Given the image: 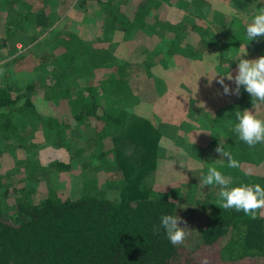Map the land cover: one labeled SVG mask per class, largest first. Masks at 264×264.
<instances>
[{"label":"trees","instance_id":"1","mask_svg":"<svg viewBox=\"0 0 264 264\" xmlns=\"http://www.w3.org/2000/svg\"><path fill=\"white\" fill-rule=\"evenodd\" d=\"M36 1L39 0H10L15 6V17L2 18L7 23L0 20L3 23L0 24V49L5 48V38L10 36V32L16 34L18 30H23L25 22L30 21L31 27L43 29L40 23L45 18L44 7ZM172 1V6L186 12L184 16H189L193 22L195 18L206 17L208 13L210 16L207 17L212 21L219 14V24H224V43L220 39L221 35L212 32L211 26H199V33L191 30L183 35L176 34L178 39L174 38V42L181 40L180 46L172 44L168 47L162 42L158 46L152 44L156 53L166 56L172 53L177 56L183 54L179 55L181 57L192 56V50L187 51V43L183 44L188 36L192 37L195 44L201 36L204 47L221 43L224 49L231 48L233 38L230 22L237 19L240 30L245 31L246 27L241 22L247 25L254 14L264 8V0H249L250 8L245 0H233L248 10L244 17L219 0ZM107 2L109 9L104 11L103 19L106 17L104 20L109 22V27H117L118 30L101 28L99 32L102 36H109L112 31L121 33L122 28L130 29L136 22L138 25L132 28L133 32H124V36L129 41L132 37L135 40H150L144 31L153 25L154 9L162 7L160 0H140L137 5L120 4V1L114 5L109 0ZM84 3L85 0H80L76 4L83 7ZM252 10L254 13H250ZM163 12L167 10L158 11V18L165 27L173 29L171 20ZM219 16L222 17L221 21ZM214 22L218 23L216 20ZM68 35L71 36L70 33ZM169 36L170 42H173L170 33ZM207 36L209 37L206 39ZM33 38L29 45L31 47ZM107 44L110 42L103 44L102 40L96 41V45ZM240 47H237L238 51ZM224 53L218 55L219 69L226 71V74L237 71V56H231L227 60ZM138 56L140 54L131 50L126 59L116 58L100 68L91 66V71L96 73L94 82L84 80L87 82L86 88L81 85L83 92L79 94H71V87L66 89L46 86L40 81L27 84L25 93L13 94L8 82L7 85L0 86V155L11 148L12 142L8 141H12L16 134L10 113L15 110H31L30 114L23 115L22 118L29 123L35 122L32 133L38 130L42 135H47L57 147L63 146V138L68 135L81 137L79 133L82 129L85 140L95 142L98 137L102 139L98 157L103 159L104 151L109 150L112 152V161L117 162V167L124 174L123 181H110L107 190L96 192L83 186L85 190L80 193L85 194L76 198H72L69 193H65L60 199L56 198L59 193L48 192L52 183L48 179L47 182L42 180L45 195L34 201L33 197L22 194L15 201V211L11 214L4 209L6 201L0 199V264H264V209L258 210L257 218L252 219L242 211L225 210L220 205L192 209L178 200L165 197L164 189H161L169 184L155 178L159 164L157 152L163 149L171 152V156H175L176 152L172 155V147L160 148L169 139L164 138L161 133L158 120L153 121L148 115L146 117L131 113L130 108L138 103L141 96L151 102L158 98L154 89L156 81L146 75L143 78L141 76L143 72L146 73L147 64L143 68L138 63H131L138 61ZM43 75H48V70ZM18 100L20 104L17 103ZM208 101H184V109L175 115L182 121L192 110L199 112V109L192 107L205 106ZM195 117L201 120L197 114ZM214 126L217 127L218 122H214ZM212 130L215 132L214 128ZM107 135L109 138L106 139ZM26 136L27 134H19V150L26 153L32 149L35 152L33 147L36 145L32 141L37 135L33 134L29 138ZM105 140L107 142L104 149H101ZM71 158L72 156L63 155V158L53 159L44 167L53 163L56 164L55 169H65L70 167L66 160ZM250 164L251 162H247L245 166L249 167ZM255 170L258 172V169ZM262 177L264 178L263 175ZM155 193L163 194L156 196ZM166 214H176L182 221L188 222L186 226L197 228L198 241L188 244V247L183 244L173 246L163 228L154 234L153 228L159 226L160 217ZM200 217L203 218V225L198 222ZM191 239L189 241L193 240ZM213 248L216 251L208 255Z\"/></svg>","mask_w":264,"mask_h":264},{"label":"rangeland","instance_id":"2","mask_svg":"<svg viewBox=\"0 0 264 264\" xmlns=\"http://www.w3.org/2000/svg\"><path fill=\"white\" fill-rule=\"evenodd\" d=\"M79 1H36L44 7L45 18L43 20H45L40 23L43 29L41 30L38 26L31 27L29 21L24 23V31L18 30L16 34L10 32V36L5 38L7 39L6 46L0 49V86H5L8 82V85L12 86L10 91L13 94L25 93L27 84L40 81L46 86L53 85L66 89L71 87V94H79L83 92L81 85L87 84L84 80L94 82L96 73L91 71V66L95 65L94 67L100 68L116 58L124 57L126 59L127 53L133 50L140 56H138V61H131V63H138L143 68H145L144 64H147V71L143 72L141 76L143 78V75H146L156 81L154 89L158 98L151 102L141 96L138 103L130 108L131 113L146 117L148 115L151 120H158L157 124L160 126L161 133L164 138L169 139L164 141L160 148L172 147V155L176 152L175 156H171V152H166L163 149L157 152L159 164L156 167L155 178L169 184L166 188L161 189H164L165 197L178 200L182 205L192 209L198 206L220 205L219 186H205L201 182V175L206 173L209 166H215L225 176L231 177L230 187L257 183L262 186L264 183V178H261L262 175L264 176V144H258L254 149H250L239 139L233 129L237 123L236 111L243 112L248 109L255 113L259 119L264 120V105L252 106V98L243 86L240 87L238 96L224 94L223 87L217 83V80L223 78L225 84L229 86L230 92L236 85L227 79L228 72L226 74V71H223L224 75H222V69H219L217 65H219L218 55L220 53L225 52L227 60L231 56H237L238 60L244 46L247 50V55L243 56L244 59L253 60L264 56V36L248 41L245 31L240 30L238 22H236L237 19H234L229 25L233 38L231 48L224 49V45L221 43L204 47V41L200 40L201 36L198 37L197 44L191 36H188L184 39L183 44L187 43V51L191 49L192 56L181 57L179 55L183 54L177 56L173 53L166 56L156 53L152 44L157 45L162 42L168 47L172 44L180 46L182 45L181 40L174 42V38L178 39L176 34L183 35L184 32L189 33L191 30L199 33L197 30L199 26L203 28L211 26L212 32L215 31L216 34L221 35L220 39L224 43V24H219V14L215 17L218 23L207 17L210 16V13L206 17L195 18L193 22L189 16H184L186 12L172 6L174 4L172 0L169 1L171 3L167 0H160L162 7L154 9L153 25L151 24L152 26L148 27L149 30L144 31L150 40L142 41L138 38L135 40L132 37L135 41L132 38L129 41L127 36H124V32L132 33V28L138 25L136 22L130 29L129 27L122 28L121 33L112 31L109 36H102L99 32L101 28L118 30L117 27H109V22L104 20L106 17L103 19L104 11L109 9L108 0H85L86 3L83 7L77 6L76 3ZM109 1L112 4L115 3L114 5L119 1L120 4L137 5L140 0ZM219 1L225 2L231 9L237 10L239 14L246 17L248 10L244 5L240 7L233 0ZM245 1L250 8V1ZM13 6L10 0H0L1 21H3L2 18L15 17ZM164 9L167 12L162 14L171 20L173 29L165 27L163 21L158 18V11H164ZM250 13H254V11L252 10ZM16 20L18 21V19ZM3 22L7 23V20ZM241 23L246 27L243 21ZM69 33L71 36L68 35ZM169 33L173 42H170ZM28 36L34 37L32 47L29 46L32 38ZM101 40L103 44L105 42H110V44L96 45V41L100 42ZM239 46H241L240 51L237 49ZM237 63L238 61L235 64ZM224 67L227 66L224 65ZM53 68L54 70H52ZM45 70H48V75H43ZM236 74V70L229 73L233 78ZM192 89L194 94H192ZM197 99L209 101L205 106L192 107V109H199V112L192 110L189 116L180 121L175 114L182 112L183 102H194ZM19 101H17L18 104H20ZM30 112L32 111L19 112L15 110L10 113V116L12 115L11 123L15 126L16 134L12 141H8V143L12 142L11 148H7L4 154L0 155V199L6 201L4 209L7 213H14L15 201H18L22 194L33 197L34 201L40 200L46 193L42 191V180L47 182L48 179L52 183L53 186H49L48 192L59 193L56 197L58 199L65 193H69L72 198L82 197L85 194L80 193L85 190L83 186L91 191L99 192L103 189L107 190V184L110 181L119 183L124 180V174L117 167V162L112 161V152L104 151L103 159L98 157L97 152L101 147L102 139L98 137V141L95 142L91 139L85 140V133L81 129V133H79L81 137L68 135L63 138V146L56 147L47 135H42L38 130H34L32 133L35 122L29 123L22 118L23 115L30 114ZM196 114L201 117V120L195 117ZM214 122H218L217 127L214 126ZM212 128L215 129V132ZM66 129L68 128L66 127ZM19 134H27L26 138L33 134L37 135L36 139L32 141L36 145L33 147L35 152L32 149L26 153L19 150L21 148ZM104 142L101 149H104L107 141ZM220 143L239 162L238 168H229L227 158L221 157L215 151ZM63 155L72 156L71 159L66 160L70 163V167L65 169L59 167L60 169L57 170L55 169L57 168L56 164L53 163L44 167L53 159L63 158ZM87 160L90 161L87 162ZM247 162H251L249 167L245 166ZM255 169H258V172ZM5 189L6 194H4ZM163 193L155 194L159 196ZM198 222L202 224L203 218L200 217ZM183 226L184 224H182ZM187 227L186 231L189 234L183 245L188 247V244H195L198 241V235L196 234L197 228ZM190 238L193 240L189 241ZM215 251L213 248L208 255Z\"/></svg>","mask_w":264,"mask_h":264},{"label":"clouds","instance_id":"3","mask_svg":"<svg viewBox=\"0 0 264 264\" xmlns=\"http://www.w3.org/2000/svg\"><path fill=\"white\" fill-rule=\"evenodd\" d=\"M245 33L248 41L264 36V8H260L254 14L251 21L246 25ZM244 55H247L245 46L237 60V74L234 78L229 74L227 75V79L233 81L236 87L230 92L229 86L225 84L223 78L217 80V83L223 87V92L226 95L235 94L238 96L240 87L243 86L252 98V106L258 107L264 105V56L249 60L244 59ZM235 117L237 123L233 130L241 141L250 149H254L258 144H264V120L259 119L255 113L248 109L243 112L236 111ZM215 151L221 157L227 158L229 168L239 167V162L229 151L225 150L221 143L218 144ZM201 182L205 186H219V203L220 207L225 210L242 211L246 216L256 219L257 211L264 209V187L258 183L230 187L231 177L225 176L215 166H209L206 173H202ZM181 224L185 226L182 227ZM161 228L164 229L167 239L173 246L183 244L189 234L186 231L188 229L186 222L182 221L181 217L176 214L162 215L160 224L153 228V233H158Z\"/></svg>","mask_w":264,"mask_h":264},{"label":"crops","instance_id":"4","mask_svg":"<svg viewBox=\"0 0 264 264\" xmlns=\"http://www.w3.org/2000/svg\"><path fill=\"white\" fill-rule=\"evenodd\" d=\"M44 20H45V19H44ZM44 20H43V21H44Z\"/></svg>","mask_w":264,"mask_h":264}]
</instances>
